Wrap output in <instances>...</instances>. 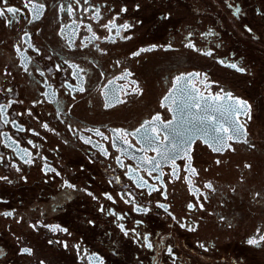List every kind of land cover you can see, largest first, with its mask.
<instances>
[{"label": "flooded vegetation", "instance_id": "flooded-vegetation-1", "mask_svg": "<svg viewBox=\"0 0 264 264\" xmlns=\"http://www.w3.org/2000/svg\"><path fill=\"white\" fill-rule=\"evenodd\" d=\"M25 2L9 0L22 9L18 22L6 26L0 17V104L15 101L7 118L25 129L0 121V134L12 138L0 135V177H7L0 180V264H264V241L247 243L264 234V0H39L45 7L34 20ZM114 17L117 25H131L120 36L103 27ZM189 41L195 49L186 47ZM140 49L150 50L132 55ZM233 63L245 71L227 66ZM72 64L83 69L84 92L75 90L80 80ZM125 72L131 75L116 79ZM188 73L200 74L190 83L205 97L231 93L248 102L250 119L240 117L246 134L222 152L195 140V176L186 158L176 160L179 179L171 162L161 163L159 180V172L148 176L143 168L126 174L138 165L131 157L145 153L132 137L127 154L120 141L113 148L112 129L133 132L156 114L171 120V100L161 103L173 79ZM109 80V96L122 88L116 96L123 103L110 99L114 106L105 108ZM131 80L139 92L131 91ZM140 177L160 190L138 187ZM189 203L196 207L189 210Z\"/></svg>", "mask_w": 264, "mask_h": 264}, {"label": "snow or ice", "instance_id": "snow-or-ice-1", "mask_svg": "<svg viewBox=\"0 0 264 264\" xmlns=\"http://www.w3.org/2000/svg\"><path fill=\"white\" fill-rule=\"evenodd\" d=\"M87 2L88 0H84V3ZM76 3L79 4L80 0H76ZM0 5H3V7H0V17H4L6 26L11 25L14 22H18V14L21 13V8L9 5V0H0ZM23 7L24 9L28 10V14L34 20L40 18L45 5L43 3H40L39 0H26ZM64 10L65 6L61 5V11ZM67 11L68 15L73 14L74 9L71 3L67 5ZM85 11H87V9H85ZM123 11H126V9L122 8L121 12ZM236 11L238 12L239 9H237ZM98 17L99 10L97 9L95 18ZM28 22L31 23L32 20H29ZM103 27L107 28L110 33L113 29H115V36H120L121 30H127L131 27V25L127 22H125L123 25H117L114 17L107 24H104ZM88 30H92L90 25L88 26ZM249 31H251V29H249ZM189 35H191V33H189ZM207 35H212L211 31H209ZM27 37L28 33L25 32L24 38ZM92 38H96L95 34H93ZM108 39H112L111 35L108 37ZM29 47H31V45H29ZM154 47L156 46L153 45V48ZM186 47L193 49L196 48L195 44H193L191 41H189ZM147 50L150 49H140L137 52L132 53V55L139 56L141 52ZM196 50L200 51L199 49ZM16 51L18 53L21 52L18 46L16 48ZM202 54L211 56L212 52L207 51ZM65 63H67V61H65ZM220 63H224V61H220ZM227 66L235 69L238 72L245 71L243 67H239L235 63ZM70 67L76 69V71L73 72V76L80 80V86L75 90L79 92H84L85 88L83 87V79L80 76V72H82L83 69H80L79 66L75 64L70 65ZM24 68L25 71L28 70V66L26 63L24 64ZM41 75H43V73H41ZM130 75L131 73L125 72L122 76L117 77L116 79L124 80ZM199 75V73L180 74L173 79L172 88L170 89L168 95L163 98V101L161 103V106L164 107L165 102L171 100L173 106L168 108V111L173 113V117L171 120L164 121L161 119V116L159 114H156L152 116L151 119L143 121V123L139 127H137L133 132H129L124 129H112V132L114 133V138L112 139L113 148H116V142L120 141V143L125 145V147L122 149L123 153L127 154L130 148L135 147V145H133L128 139V137H132L136 140L137 144L141 145V147L137 149V151L145 153V155H141L138 157L133 155L131 157L132 159L137 160L138 165L137 168H132L129 166L128 172L126 174L137 173L140 168H143L147 172L148 176H152L153 173L159 172L160 174L155 177V179L159 180L160 177L164 175V173L160 171L161 163L163 162L167 164L171 162V175L174 179H179L180 177L178 174L176 160L179 158H186L189 161L186 167L190 169L191 176H195L197 175V171L195 168H192L190 164L191 145L195 142V140H202L212 149L213 152H222L225 149L232 148V143L230 142H240V138L246 134L245 124L241 122L240 117L246 116L250 119V106L248 105V102L240 98L233 97L231 93H225L223 95L215 94L205 97L204 94L201 93L200 90L196 88L194 84L190 83L194 78L198 77ZM113 83V80H109L108 83L104 86V90H102V94L105 96L106 100L104 104L105 108L114 106L112 103L108 102L110 99H115L116 103H123V101L120 100L118 96H116V92L123 90L122 88L110 89L111 96H109L108 90ZM129 84L134 86L131 87L132 92H139L138 86H135V80L129 81ZM68 87L71 88L72 86L68 85ZM7 91H11V89H8ZM55 96L56 94L55 92H53L51 94V99L55 100ZM14 102L15 101H9L6 105L0 104V121H3L5 125L9 123L13 124L17 127L18 131H25L22 126L16 125L15 120L10 121L7 118V110ZM59 111L60 110L57 109L58 113ZM216 114H218L219 118H217ZM173 125H176V127H173ZM185 125H191V127L186 128ZM43 127L47 129L48 125L44 124ZM29 131L31 130L29 129ZM87 131L92 130L88 129ZM34 134L38 135V133ZM95 134L97 136L103 137L105 140L109 139V137L105 136L104 133L101 132L99 129H95ZM0 135H3L7 139H12L11 137L7 136L6 133ZM81 139L84 138L81 137ZM84 142L90 143L91 139H84ZM165 142H167V144ZM243 142L247 143L246 140H244ZM13 143L17 142L13 140ZM28 144H33V142L29 140ZM21 151H23L26 155H30L27 149H21ZM100 151L104 156L109 155L108 150L106 148L101 147ZM149 151L155 152L156 155H146V153ZM181 153H183V157H181ZM2 159L3 157H0V160ZM116 160L121 167H125L123 161L120 159L119 156L116 157ZM24 163H32V160H25ZM217 163H220V161L218 160ZM12 167H15L17 171L20 170L15 163L12 164ZM245 167H248V165H245ZM52 171L55 170L52 169ZM184 179L189 184H191V179L188 176L184 177ZM0 180H7V177H0ZM65 184L68 187H72V185L67 184V181H65ZM146 185L149 186L150 193L152 191L160 190L148 185V181L145 180L143 177H140L137 186L143 188ZM161 187H163V185H161ZM204 187L211 188L212 186L211 184H205ZM89 194L91 195V193ZM105 195L109 200L112 199L110 195ZM158 207L164 208L165 211H167V207L162 203H158ZM187 207L189 210H192L196 207V205H194L193 203H189ZM200 207H203V205L201 204ZM137 210L144 212L148 211V209L146 208ZM12 214V212L3 213V215L5 216H11ZM173 219H175V217H173ZM180 226L185 227L184 224H181ZM33 227H35V225H33ZM50 227L52 231H56L57 228H59L58 225ZM121 228L123 229V226H121ZM60 230L66 231V229ZM189 231H195V229L189 228ZM260 231V229H257V232ZM143 240L145 241V246L147 248L151 249L153 247V245L148 242L147 235L143 237ZM262 241H264V234H261L259 238H256L255 236L249 238L247 240V243L249 245L255 246L259 245ZM200 247L204 246L200 245ZM20 252L22 254H31L32 250L30 248H22L20 249ZM168 252L171 253L172 249L169 248ZM89 260H91V257H89ZM41 264H43V262H41Z\"/></svg>", "mask_w": 264, "mask_h": 264}]
</instances>
